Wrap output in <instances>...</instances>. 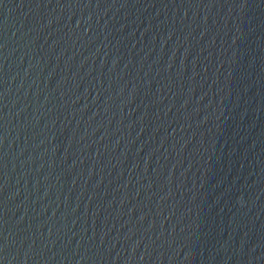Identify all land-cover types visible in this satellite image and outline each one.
Listing matches in <instances>:
<instances>
[{
	"label": "water",
	"instance_id": "water-1",
	"mask_svg": "<svg viewBox=\"0 0 264 264\" xmlns=\"http://www.w3.org/2000/svg\"><path fill=\"white\" fill-rule=\"evenodd\" d=\"M0 264H264V0H0Z\"/></svg>",
	"mask_w": 264,
	"mask_h": 264
}]
</instances>
